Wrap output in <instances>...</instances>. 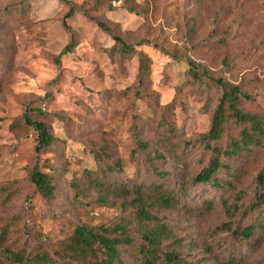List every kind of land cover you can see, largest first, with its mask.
<instances>
[{
	"label": "rangeland",
	"instance_id": "374dc122",
	"mask_svg": "<svg viewBox=\"0 0 264 264\" xmlns=\"http://www.w3.org/2000/svg\"><path fill=\"white\" fill-rule=\"evenodd\" d=\"M188 60L240 84L252 96L243 105L264 113V0H0V233L11 250L79 224L134 221L139 186L179 199L154 214L187 260L264 264V213L253 206L264 150L226 159L232 177L213 176L225 187L191 183L210 153L190 141L208 128L217 92ZM27 109L54 136L50 149L36 150ZM34 166L53 176L50 201L28 179ZM257 220L249 239L232 233Z\"/></svg>",
	"mask_w": 264,
	"mask_h": 264
},
{
	"label": "trees",
	"instance_id": "16d2710c",
	"mask_svg": "<svg viewBox=\"0 0 264 264\" xmlns=\"http://www.w3.org/2000/svg\"><path fill=\"white\" fill-rule=\"evenodd\" d=\"M129 10L133 12L134 8L130 6ZM115 39L120 51H134L120 38ZM70 45L71 43L66 48ZM138 55L141 72L144 74L148 60L144 54ZM188 66V73L194 80L205 82L207 87H211L207 82L209 80L217 92V103L211 112L208 128L190 141L210 153L208 163L192 178L191 183L225 187L227 178L213 176L223 169L232 177L233 172L230 164L225 162L226 159L242 156L245 152L264 150V113L248 110L243 105L244 102L251 101L252 96L240 84L213 77L207 71L199 69L192 60H188ZM141 76L142 73H139V81H142ZM34 116L27 109L22 119L26 125L33 126L36 130V150L50 149L54 136L44 123L35 121ZM132 132L136 141L146 148L147 142L138 138L135 127ZM28 179L43 200L53 199L55 185L50 173L34 166L28 172ZM255 181L257 190L253 206L261 208L264 213V166L259 170ZM133 193L131 204L134 208V221L122 217L110 225L79 224L68 236L49 244L39 239L31 251L11 250L6 243L7 230L4 228L0 233V264H125L123 252L131 254L135 264H202L187 260L181 255L171 231L154 214L161 207L178 205L179 199L170 192H143L139 186L135 187ZM223 204L228 209L227 202L223 201ZM132 224L141 234L140 243H135L130 235ZM257 226L258 220L242 231L233 230L232 233L239 238L249 239ZM226 228L229 229V225ZM171 237L173 241L165 243Z\"/></svg>",
	"mask_w": 264,
	"mask_h": 264
}]
</instances>
